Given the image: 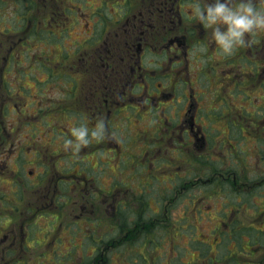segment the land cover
<instances>
[{
    "label": "flooded vegetation",
    "instance_id": "1",
    "mask_svg": "<svg viewBox=\"0 0 264 264\" xmlns=\"http://www.w3.org/2000/svg\"><path fill=\"white\" fill-rule=\"evenodd\" d=\"M78 1L83 0H0V25L6 18L12 19L15 25L5 32L0 30V156H3L0 175L17 177L18 168L9 169L7 163L17 161L30 150L21 148L13 137L14 132L19 135V128L32 121L38 122L27 109L19 108L25 106V100L30 97L41 107L45 100L40 97L46 88L54 87L60 93L63 88L67 90L64 98H47L51 104L45 107L43 117L49 112L59 117L66 112L78 114L79 107H83L87 118L84 124L92 129L103 120L107 129L103 139L94 138L79 152L63 149V140L58 142L51 136L45 142L48 146L44 151L51 150L55 142L61 149L52 155V164L42 147L35 145L32 148L30 152L34 158L38 157L37 166L41 170L27 187L23 184L21 187L23 198H38L37 210L29 206L21 213L20 217L25 220L19 227L20 232L18 222L0 231V264H31L29 258L22 256L6 259L8 253L17 248L15 244L20 242L19 234L24 235L23 228L32 222L29 219L38 215L42 218L45 213L61 212L70 207L71 211L65 214L67 220L80 210L79 213L85 215H81L83 221L88 224L93 213L92 209L88 211L91 207L95 206L96 216H104L109 210L116 214L129 204L124 198L146 197L168 198L165 211L169 205H178L197 221L214 223L208 229L210 239L196 237L212 250L210 259L200 264L234 261L229 253L221 256L216 251L227 244L226 237L233 249L237 247L236 235L241 231L247 236L248 251V259L241 262L263 264L264 238H251V235L258 231L264 234V31L251 37L252 45L260 44L261 50L246 53L240 50L238 54L245 62L237 67V73H234L236 65L233 62L232 70L219 77L220 63L213 67L211 74L190 70L194 65L188 53L200 44L206 47L212 43V30L203 28L191 15L188 4L194 0H138L135 5L136 10L139 7L138 11L125 12L109 22L104 19L97 29L100 23L95 19L101 18V13L93 11V3L78 6ZM115 1L118 6H126L131 0ZM83 20L87 28L70 36V28ZM58 57L64 61H56L53 65L51 59ZM200 59L195 57L194 63ZM242 67L246 70L242 71ZM231 91L240 92L247 104L257 92L260 109L248 112L245 104L236 108ZM66 104L68 107L63 110L62 106ZM9 119L18 123L15 129L12 126L6 128ZM59 124L60 120L55 121L60 130L54 129L53 135L58 134L61 138L67 129ZM216 124L225 127L224 139ZM232 132L242 140H246L242 132L248 135L260 133L263 146L252 158L258 155L262 161L248 166L239 164ZM110 152L115 160H103L102 156ZM161 154L165 157L157 162ZM93 155L99 158L97 162H88L87 158ZM68 157L72 158L68 169L56 168L55 164L64 165L61 161ZM143 158L148 161L143 162ZM140 171H157L149 178L155 180L157 176L167 174L165 185L153 181L149 194L133 193L130 183L139 178ZM123 175L129 178L126 183L121 182ZM13 184L18 185L16 179H12L10 185ZM213 198L235 199L221 202L220 210L213 212L210 205L204 206ZM154 202L156 210L150 208V227L146 229L142 225L140 214L131 226H119L105 236L103 234L99 244L95 237L92 238L90 254L83 264L104 262V250H120L125 245L133 249L146 246L145 239L140 240L143 234L149 235L146 247L154 252L152 264H159L163 254L159 250L166 247L161 245L158 234L163 236V241L169 237V244L173 238L170 237L172 228L166 225L154 227L151 223L153 216L160 214V203ZM240 218L246 220L243 227L239 225ZM54 219L56 221L57 216ZM78 220L71 226L77 225ZM83 228L66 229L77 232ZM84 232L81 234H89ZM60 233L61 228H57L50 242H56ZM185 234L189 235L188 232ZM109 237L112 240L107 242ZM175 246L183 248L174 244L171 251ZM96 251L99 254L93 258ZM157 251L158 255H155ZM140 256L139 252L130 262L137 264ZM258 256L257 262L254 259ZM144 264L149 263L146 260Z\"/></svg>",
    "mask_w": 264,
    "mask_h": 264
},
{
    "label": "rangeland",
    "instance_id": "2",
    "mask_svg": "<svg viewBox=\"0 0 264 264\" xmlns=\"http://www.w3.org/2000/svg\"><path fill=\"white\" fill-rule=\"evenodd\" d=\"M115 0H83L78 1V6L82 5L83 3H87L90 5L92 4V9L96 13H101V18L97 17L100 23L97 27L99 28L100 25L103 24L102 20L105 19V22H109L112 19L119 18V16H122L125 12H136L139 10L137 9L138 0H131L130 4L127 3L126 6H118L117 2ZM123 1V0H121ZM110 2V3H108ZM113 2V3H112ZM116 4V6L114 5ZM120 3V0H119ZM187 2L186 4H188ZM193 3H189L188 6H191ZM5 13V12H4ZM6 14V13H5ZM83 17H86V13H82ZM5 17V16H4ZM6 18V17H5ZM90 22V21H88ZM14 21L12 19L4 20L0 25V30L3 32L6 31L11 25H13ZM85 21H81L78 24L72 26L68 32L70 36H73L76 32H79L81 30H85L87 27L84 25ZM91 25V24H90ZM15 26V25H13ZM56 50H60L59 47H57ZM243 50L244 53H246L248 50L252 51H260V44L258 46H254L251 44H248L244 47H241L237 49L234 54L230 56H223L219 53L217 46L214 43H209L208 46L203 47L202 44L195 47L193 51H190L189 59L190 62L194 65L193 68L190 70L196 69L209 72L211 74L213 71V67L216 66V64L220 63L221 66L217 69L218 70V76L224 77L228 71L232 70L231 65L234 62L236 65V69L234 70V73H237V67L242 66V63L245 62V59L243 60L240 58L239 51ZM201 58L200 60L195 61V57ZM211 56V57H210ZM205 57H210L209 59H206ZM61 62L64 61L63 58L58 57L57 60L51 59V62ZM66 65V64H65ZM235 65L232 66V68H235ZM210 68L208 69V67ZM242 71H245L246 68L242 67ZM46 76H43L45 78ZM216 78V75L213 76ZM213 82V81H211ZM67 89L63 88L61 89V93L56 90V88H46L44 91V94H41L42 97H40L43 101L41 104L42 106L39 107L35 105V101L37 100L32 99L31 97L29 99L25 100V106H22L19 108V110H25L27 109V113L35 116V119L38 122L32 121L29 122L28 125L22 126V128H19L18 134L17 131L14 132V139L18 141L19 144H21L22 149H27V151H31L35 145L40 148L42 147V152L48 157L49 163H54L52 155H55V153H59L61 151L60 146L57 145L55 142L52 146L51 150H48V152L44 151V147L48 146V140L51 136L54 138H57L58 142L62 139V148L65 149L64 142L66 139L73 138L71 135V129L73 127L79 126L80 124H84L85 120H87L84 108L79 107V113L75 114L72 113L70 115H62V117H59L54 114V112L45 113L46 115L43 117L42 114L45 112V107H48L49 103L47 101V98L53 99V98H64L66 96ZM233 96V100L235 102V107L239 108L241 105H247L248 112H252L255 110H259L260 108V100L256 99L257 92L253 93L252 98L250 99V104L245 103L246 101L243 100L245 97L241 95V93H237L236 91L229 92ZM210 104V103H209ZM213 104H211L212 106ZM68 105L62 106V109H67ZM41 108L43 110H41ZM139 111V110H138ZM140 112V111H139ZM141 114V113H140ZM60 120V124L63 125L67 129L65 132V136L62 135L61 138L57 135H53L54 129L60 130L58 126H55V121L58 123ZM34 122V123H33ZM48 122H50V125L48 126ZM53 122V123H52ZM24 122L22 123V125ZM59 124V125H60ZM6 128H10L11 126L13 129L18 126V123L15 124L12 119H9V122L5 123ZM57 128H54V127ZM218 130H221V138L224 139L226 137V130L223 124H216L215 125ZM239 131V130H237ZM50 133V134H48ZM246 136V140L240 139L238 134H235L232 132L233 138L236 140L237 143V152L238 155L236 158V161L241 164L248 166L249 164H253L256 161L261 162L262 160L259 159L260 156L256 155L257 157L252 158L254 152H257L262 146L263 141L260 139L262 136L260 133H253L251 135L246 134L245 132H242L241 135ZM240 135V136H241ZM23 136L28 138H23ZM52 137V138H53ZM74 139V138H73ZM94 138H92L93 140ZM51 146V145H50ZM28 152L27 155L21 156L17 161H8V168L13 169L18 168L19 172H17V177H6L5 173L0 175V231L3 230L6 226H10L14 224L15 222H18V230L19 227L22 226V221L25 219L21 218L20 215L25 211L27 207L30 206L32 210H37L36 205L38 203V198H23L24 195L23 188L21 187V184L26 185L29 183V181H32L41 169L37 166V158L33 157L31 152ZM74 152V151H72ZM139 152V151H138ZM227 153V151H224ZM2 157L0 156V161H2ZM126 157V156H125ZM164 154H161L158 156V161L161 162L159 159L164 158ZM58 157L55 158V160ZM113 153L110 152V154H105L102 156V159L105 161H114L113 159ZM242 158L245 160L242 161ZM80 159V156H78V160ZM99 158L95 155L89 156L87 158L88 162L95 163L97 162ZM33 160V161H32ZM72 158H64V160L61 161L62 164H55L56 168H66L68 169L70 167V162ZM126 161L130 162V160L126 157ZM142 161H148L147 158H143ZM165 161V160H162ZM82 163V162H80ZM33 171L32 174H29V171ZM128 172V171H127ZM130 173V172H129ZM154 175H156L157 171L153 172ZM152 171H140L138 172L139 178L135 180L134 183H130L133 187V193L135 194H141L144 195V193L149 194L152 187V183H159L160 186H164L165 182L167 180V174L166 175H160L157 176L158 179L155 180L154 178L149 179L151 175L153 174ZM12 179H16V183L19 185L11 186L10 183ZM129 178L126 175H123V178L121 179V182L128 181ZM8 183V184H7ZM128 183V185H130ZM19 187V188H18ZM132 193V194H133ZM22 194V195H21ZM156 194V192L154 193ZM98 200L99 198H95ZM125 201L129 202V204H125V207L120 209V212H113L109 210L108 213L104 214V216H96L95 211L96 208L91 207L88 209L90 212L91 209L93 211L91 219L89 220L88 224L84 222V214H80L81 211L76 212L73 216L78 215V217H73L70 220L66 219L65 214L69 213L71 211L70 207L62 206L64 209L60 210L61 212H54L49 213L48 215L43 214L42 218H39L38 215L36 218L29 219L32 221L29 225L23 228L24 235L19 234V240L20 242L15 244L17 247L13 250L12 253H8V258L6 259H12V258H20L21 256L23 258H29L31 260V264H41L42 262L44 264H83L86 256L90 254V248L92 238L95 237L96 242L99 244L101 241L99 240L101 236H105L106 233H110L113 231L114 228L119 226H131L133 221L140 216L143 219L142 225L146 227H150V219L152 216L151 210H156L154 204V200L159 201L160 203V209H159V215L153 216L152 224L154 227H162L167 226L168 228H172L170 237L173 238L172 243L169 244V237H166L163 241V236L161 234H158V239L162 246L166 247L165 250H159V253H163L161 255L162 259L160 260L159 264H184V263H190V264H200L202 261L206 263V260L210 259L212 256V250L209 248V246L204 247L206 244L203 243L201 240L197 239L196 237L199 236L200 239L208 238L210 239L211 236L208 233V229L210 227L214 226V223H208L206 220L197 221L195 218H193L192 214H185L187 211L183 209V207H180L178 205H169L167 211L166 210V201L168 198H137L136 200L134 198H124ZM229 199H235V198H213L210 200L209 204L204 203V206L210 205L212 208V211L220 210V204L221 202ZM134 205V206H133ZM130 206V207H129ZM41 207V206H40ZM129 207V208H128ZM151 208V210H150ZM41 209V208H40ZM104 211V210H103ZM30 214H28L29 216ZM46 215V216H45ZM84 215V216H81ZM89 215V214H88ZM54 216H57V219L55 221ZM80 219V220H78ZM110 219V220H109ZM184 219V220H183ZM78 220L77 225H72L73 222H76ZM53 221V222H52ZM205 221V222H204ZM50 222V223H48ZM215 222V221H213ZM246 220L244 218H240L239 225L244 226ZM163 223V224H161ZM173 223V224H172ZM173 225V227L171 226ZM69 228V230H73L78 227H84L81 230H78L77 232L68 231L66 228ZM256 228L255 226H252ZM61 228V233L58 234V240L56 242H50L51 238L55 236L56 229ZM88 228V229H87ZM176 229L182 233H179L177 231H174L173 229ZM195 229V230H194ZM88 231V235H82L81 232ZM20 232V230H19ZM188 232L189 235H186L185 233ZM243 233V231H241ZM253 232V230H251ZM85 233V232H84ZM239 233L236 235L237 239L236 241L246 243V235ZM91 234H94L92 236ZM110 236V235H109ZM1 237V236H0ZM146 237V238H144ZM259 237V239L264 238V234L258 232H255L251 235V238ZM145 239L144 242L147 246L149 243V235H141L140 240ZM112 240V237H109L107 239V242H110ZM189 240V242H188ZM226 245L224 247L219 246L218 250L216 251L218 255L224 256L229 253L231 255V260L238 259L239 257L244 258L245 252L247 253L246 246L238 245L233 249V244H230L231 241L226 237L225 238ZM188 242V243H187ZM93 243V242H92ZM174 244H178L179 246L183 248H179L175 246L173 248V251H171V247ZM188 244V246H187ZM1 245V244H0ZM9 245L5 248V251L7 250ZM100 246V245H99ZM136 247V249L129 248V245H125L120 250H110V251H103L104 256V262H100V264H131V260H134L136 257V254L140 252L141 256L139 257L137 264H144L145 261L149 264H152V256L154 252L146 247ZM197 247V248H195ZM201 247V248H199ZM203 247V248H202ZM182 249V250H181ZM89 250V251H88ZM108 250V249H107ZM233 250V251H232ZM171 251V252H170ZM214 251V250H213ZM99 254V251L94 252L93 258ZM155 255H158V251L155 252ZM159 257V256H158ZM81 258V259H80ZM92 258V259H93ZM258 259H254L255 261L260 260V256L257 257ZM169 261V262H168ZM0 262H1V256H0ZM235 262H232L234 264ZM134 264V263H132ZM230 264V262H229ZM264 264V263H263Z\"/></svg>",
    "mask_w": 264,
    "mask_h": 264
},
{
    "label": "clouds",
    "instance_id": "3",
    "mask_svg": "<svg viewBox=\"0 0 264 264\" xmlns=\"http://www.w3.org/2000/svg\"><path fill=\"white\" fill-rule=\"evenodd\" d=\"M191 15L203 28L212 30V43L223 56L253 43L251 37L264 31V0H194ZM106 132L103 120L92 129L80 124L71 129L74 139H66L64 146L79 152L92 138L103 139Z\"/></svg>",
    "mask_w": 264,
    "mask_h": 264
}]
</instances>
